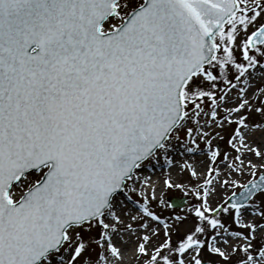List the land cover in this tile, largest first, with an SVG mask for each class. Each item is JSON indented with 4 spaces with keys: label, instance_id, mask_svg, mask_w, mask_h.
Listing matches in <instances>:
<instances>
[{
    "label": "snow or ice",
    "instance_id": "snow-or-ice-1",
    "mask_svg": "<svg viewBox=\"0 0 264 264\" xmlns=\"http://www.w3.org/2000/svg\"><path fill=\"white\" fill-rule=\"evenodd\" d=\"M0 264H264V0H0Z\"/></svg>",
    "mask_w": 264,
    "mask_h": 264
},
{
    "label": "rangeland",
    "instance_id": "rangeland-1",
    "mask_svg": "<svg viewBox=\"0 0 264 264\" xmlns=\"http://www.w3.org/2000/svg\"><path fill=\"white\" fill-rule=\"evenodd\" d=\"M35 175H36L35 173L32 174L33 178L35 177ZM181 195H182V193H179V192L174 191V190H172L169 193H167V196H169V197H177V198H180Z\"/></svg>",
    "mask_w": 264,
    "mask_h": 264
},
{
    "label": "bare ground",
    "instance_id": "bare-ground-1",
    "mask_svg": "<svg viewBox=\"0 0 264 264\" xmlns=\"http://www.w3.org/2000/svg\"><path fill=\"white\" fill-rule=\"evenodd\" d=\"M165 171H167V169L165 168ZM159 172H160V167L159 166H157V174H159ZM145 175H151V170H149L148 172H145L144 173ZM152 179L153 180H156L157 179V176H152ZM174 191H177V190H174ZM178 192V191H177ZM180 193V192H179ZM222 194V193H221ZM168 198H170L169 196H168Z\"/></svg>",
    "mask_w": 264,
    "mask_h": 264
},
{
    "label": "water",
    "instance_id": "water-1",
    "mask_svg": "<svg viewBox=\"0 0 264 264\" xmlns=\"http://www.w3.org/2000/svg\"><path fill=\"white\" fill-rule=\"evenodd\" d=\"M177 204H179L177 201H175ZM181 206H183L182 204H181Z\"/></svg>",
    "mask_w": 264,
    "mask_h": 264
}]
</instances>
